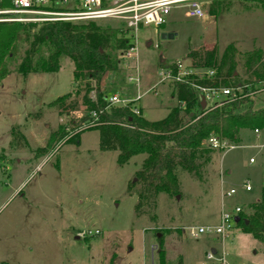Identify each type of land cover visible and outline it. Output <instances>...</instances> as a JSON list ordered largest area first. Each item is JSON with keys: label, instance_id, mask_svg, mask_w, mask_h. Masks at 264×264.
Segmentation results:
<instances>
[{"label": "rangeland", "instance_id": "obj_1", "mask_svg": "<svg viewBox=\"0 0 264 264\" xmlns=\"http://www.w3.org/2000/svg\"><path fill=\"white\" fill-rule=\"evenodd\" d=\"M216 10L215 16L209 11L206 20L174 10L165 26L142 28L136 34V61L128 60L129 65L121 62L114 42L104 46L109 58L121 62L108 78L107 95H141L144 118L163 120L178 100L171 84L151 90L161 79L159 61H184L200 73L211 69L205 67L207 55L213 53L216 59L230 46L238 73L244 80L253 79L245 74L246 58L255 50L264 55V10L249 0L226 1ZM166 31L174 37L162 39ZM193 52L204 59L192 58ZM19 62V56L9 61L10 74L0 80V264H160V238L165 264H202L214 247L216 255L225 253L229 264H264V243L241 225L225 241L210 235L194 239L187 232L190 226L218 224L223 206L232 210L239 205L252 214L250 206L260 199L264 186L263 138H255L253 130L243 131L241 141L251 148L212 153L198 176L177 169L179 194H160L155 206L144 205L137 216L141 184L136 173L145 156L120 166L118 152L101 151L98 130L70 141L77 133L70 120L89 115L83 93L75 95V64L62 56L58 72L23 77ZM69 92L79 101L78 111L60 115L55 101ZM253 99L254 108L264 107V93ZM61 126L67 135L46 151ZM252 157L256 161L251 165ZM221 170L227 174L224 187ZM245 180L251 182L252 192L242 189ZM230 188L237 195L224 198V189Z\"/></svg>", "mask_w": 264, "mask_h": 264}, {"label": "trees", "instance_id": "obj_2", "mask_svg": "<svg viewBox=\"0 0 264 264\" xmlns=\"http://www.w3.org/2000/svg\"><path fill=\"white\" fill-rule=\"evenodd\" d=\"M230 0H214L209 11L217 14L216 8ZM254 1L264 10V0ZM226 5V4H225ZM10 0H1L2 7H10ZM114 42L121 54L134 46L132 32L118 24L115 28L99 25L95 22L75 24L71 22H50L44 24L0 23V80L10 74L7 63L19 56L18 73L27 77L35 73L58 72L60 58H69L75 64L73 81L77 85L76 96L82 95V103L89 113L86 118L71 119V130L77 131L70 141L78 142L87 130H98L101 151L118 152L117 162L125 165L137 155H144L142 168L136 178L141 184L138 191L139 202L135 207L137 216L144 205L155 206L160 194H179V182L176 170L182 169L198 176L201 168L214 153L206 148L204 141L211 136L242 142L243 131L264 128V107L254 108V99L247 97L213 110L202 108L201 95L188 84H174L173 92L178 105L171 108L168 116L159 121H148L143 113L137 115L131 106L114 107L108 101L105 76L116 71L118 63L106 55L105 47ZM27 46L22 54V47ZM234 46L228 47L221 56L202 55L193 52L192 58L205 60V67L215 71V79L192 77L200 86H238L247 85L252 92L264 91V55L255 50L247 54L245 74L253 79L244 80L238 73L234 59ZM161 67L171 63L159 61ZM255 78V79H254ZM78 100L72 93L59 97L55 104L59 114L78 111ZM70 115V114H69ZM68 115V116H69ZM95 121V126L79 129L86 122ZM67 135L65 126H61L50 137L46 151L54 148L56 141ZM252 214L240 213L244 232L264 243V186L258 201L250 206ZM247 221V223H245ZM160 264H165L163 239H158Z\"/></svg>", "mask_w": 264, "mask_h": 264}, {"label": "built area", "instance_id": "obj_3", "mask_svg": "<svg viewBox=\"0 0 264 264\" xmlns=\"http://www.w3.org/2000/svg\"><path fill=\"white\" fill-rule=\"evenodd\" d=\"M10 7H2L0 9V23H23V24H44L50 22H71L75 24H83L87 22H113L118 23L125 30L132 32L134 37V46L129 51L120 55L121 62L127 63L128 60L136 61V34L142 28L153 25L161 28L166 25L168 17L174 10L184 11L189 19L206 20L209 17L208 7L214 0H10ZM1 2V0H0ZM116 63L120 60H115ZM129 65V63H127ZM127 65V66H128ZM129 67V66H128ZM135 67H131L134 70ZM137 69V67H136ZM118 70V68H117ZM116 71H110L105 76V85L107 87L108 78L116 74ZM158 76L161 78L159 84L152 86L151 90L155 91L158 85H174L188 84L192 86L202 98H205L206 106L204 109L213 110L220 106L240 101L247 97L254 98L255 95L262 92H252L247 85L238 86H203L197 84L192 77L199 79L208 78L215 79V71L208 69L204 72H196L192 65H188L184 61H176L167 67H161L158 70ZM130 82L135 79L128 77ZM137 82L139 79L136 78ZM156 92V91H155ZM142 96H136L134 99L122 97L119 94H112L108 97L111 106L126 107L131 106L134 114L140 115V101ZM95 121L86 122L79 130H86L95 126ZM255 138L264 139V128L253 130ZM206 148L216 153L226 154L236 149L251 148L243 144V142H229L228 140L209 137L204 141ZM256 161L252 157L249 163L252 165ZM222 187L226 184L227 174L221 170ZM242 189L246 192H252L251 182L245 180L242 183ZM235 188L224 189L223 197L232 198L237 195ZM243 212L242 207L235 206L232 210H228L223 206L220 221L215 225L190 226L187 228L188 236L199 239L205 235L214 236L221 241H225L230 237L236 227V218ZM215 250L207 251L206 262L202 264H229L225 253L216 255Z\"/></svg>", "mask_w": 264, "mask_h": 264}, {"label": "water", "instance_id": "obj_4", "mask_svg": "<svg viewBox=\"0 0 264 264\" xmlns=\"http://www.w3.org/2000/svg\"><path fill=\"white\" fill-rule=\"evenodd\" d=\"M162 39L166 40V39H172L174 37V34L172 33H169V32H164L162 33L161 35ZM149 47L152 46V42L150 41L148 44H147ZM201 105H202V108H205L206 106V101H205V98H202L201 100ZM240 221V218L237 217L235 222L238 223ZM245 223H247V221H245ZM215 252V251H214Z\"/></svg>", "mask_w": 264, "mask_h": 264}, {"label": "crops", "instance_id": "obj_5", "mask_svg": "<svg viewBox=\"0 0 264 264\" xmlns=\"http://www.w3.org/2000/svg\"><path fill=\"white\" fill-rule=\"evenodd\" d=\"M166 32H168V31H166ZM165 32V33H166ZM164 86V85H163ZM116 94V93H115ZM158 95V94H157ZM122 97H127V98H129V99H134V97H128V96H122ZM140 108H141V105H140ZM144 111V110H143ZM143 111H141V112H143ZM241 137L243 138V133L241 134ZM260 196H261V192H260V195H259V197L257 198V199H259L260 198ZM223 248H225V245L224 246H222ZM214 249L216 250L217 248L216 247H214ZM213 249V250H214ZM225 250V249H224Z\"/></svg>", "mask_w": 264, "mask_h": 264}]
</instances>
